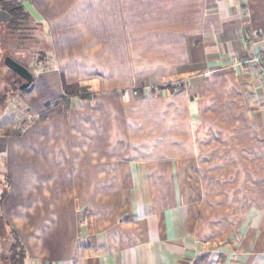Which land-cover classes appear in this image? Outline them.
<instances>
[{"label": "crops", "instance_id": "1", "mask_svg": "<svg viewBox=\"0 0 264 264\" xmlns=\"http://www.w3.org/2000/svg\"><path fill=\"white\" fill-rule=\"evenodd\" d=\"M13 2L50 47L0 133L23 264H264V0Z\"/></svg>", "mask_w": 264, "mask_h": 264}, {"label": "rangeland", "instance_id": "2", "mask_svg": "<svg viewBox=\"0 0 264 264\" xmlns=\"http://www.w3.org/2000/svg\"><path fill=\"white\" fill-rule=\"evenodd\" d=\"M38 31L37 27H33L29 24L25 31V38H20L18 43L13 42V44L15 43L13 50H17L16 56L22 61L28 62L31 66H34L33 64H35V61L41 55L47 57L50 51L47 38H45L44 33L40 36ZM3 35L6 39L5 33ZM0 40L5 44V40ZM36 41L38 42L36 43ZM41 49L47 54L41 52ZM15 81L21 83L24 79L19 75H14L6 70V68L0 70V133L17 129L22 132L27 126L29 127L35 122L32 121L36 115H32L27 108ZM4 188L5 185L2 184L0 177V189L3 191ZM3 223V221H0V249H4V256L1 264H10V253L7 252V254H5V248L11 243L13 244L16 241V238L9 229H5Z\"/></svg>", "mask_w": 264, "mask_h": 264}, {"label": "trees", "instance_id": "3", "mask_svg": "<svg viewBox=\"0 0 264 264\" xmlns=\"http://www.w3.org/2000/svg\"><path fill=\"white\" fill-rule=\"evenodd\" d=\"M0 8L6 10L10 14V20L7 23H4L3 28H2V30H4L6 39L4 38V35H3L2 40H5V44L2 43V46L4 49V56H3L2 61L0 62V70L2 68H6V70H8L11 73H13L14 75L18 76V74L16 72H14L13 70H11L10 68H8L5 65L4 59L7 55H9L15 61L22 64L24 67H26L31 72V69H35V67H38V65L40 66V64L43 61H45L46 57L45 56L43 57L41 55L35 61V64H33L34 66H31L28 62L22 61L20 58H18L16 56V52H17L16 49L13 50V46L15 47V43L13 44V42L18 43L20 38H25V36H24L26 33L25 31H26L28 25L30 24L28 22L27 14L23 9L22 4H19L17 2H13V0H0ZM31 29H32V27H31ZM37 42L38 41H36V43ZM40 51L46 53L42 49ZM23 83H24V81H23ZM15 84H16V86L20 85V83H18L17 81H15ZM30 85L27 87H23V88H19L18 86L17 87L19 88L20 92L23 94V93H26L29 91V88L31 87ZM20 133H21V131L17 129V130H10V131L4 132L3 134L16 135V134H20ZM0 177H1L2 184L5 185L4 190L0 194V203H1L8 193L7 186L9 184V179L5 175L0 176ZM1 219L2 218L0 217V220ZM13 235L15 236L16 241L13 244L11 243L9 246L8 245L6 246L5 254H7V252L10 253V258H9L10 264H23L24 259H25V255H26V251H25L26 249L23 246V244L18 240L16 234L13 233ZM3 256H4V249H3ZM1 262H2V260L0 261V264H1Z\"/></svg>", "mask_w": 264, "mask_h": 264}, {"label": "water", "instance_id": "4", "mask_svg": "<svg viewBox=\"0 0 264 264\" xmlns=\"http://www.w3.org/2000/svg\"><path fill=\"white\" fill-rule=\"evenodd\" d=\"M4 62L8 68L16 72L20 77L25 80L24 83L18 85L19 88L27 87L31 84L33 76L32 73L26 67L15 61L9 55L5 57Z\"/></svg>", "mask_w": 264, "mask_h": 264}, {"label": "built area", "instance_id": "5", "mask_svg": "<svg viewBox=\"0 0 264 264\" xmlns=\"http://www.w3.org/2000/svg\"><path fill=\"white\" fill-rule=\"evenodd\" d=\"M242 63L260 67L264 66V50L252 55L251 57H247Z\"/></svg>", "mask_w": 264, "mask_h": 264}]
</instances>
